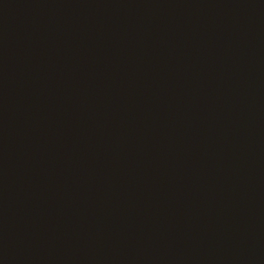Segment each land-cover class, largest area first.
Returning <instances> with one entry per match:
<instances>
[{
    "label": "water",
    "instance_id": "1",
    "mask_svg": "<svg viewBox=\"0 0 264 264\" xmlns=\"http://www.w3.org/2000/svg\"><path fill=\"white\" fill-rule=\"evenodd\" d=\"M0 264H264V0H0Z\"/></svg>",
    "mask_w": 264,
    "mask_h": 264
}]
</instances>
